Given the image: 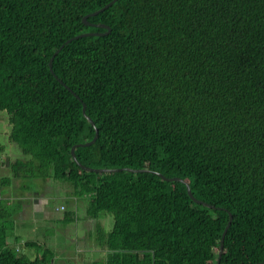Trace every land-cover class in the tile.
<instances>
[{
	"label": "trees",
	"instance_id": "obj_1",
	"mask_svg": "<svg viewBox=\"0 0 264 264\" xmlns=\"http://www.w3.org/2000/svg\"><path fill=\"white\" fill-rule=\"evenodd\" d=\"M110 1L0 0V113L26 157L6 167L111 216L92 264H216L228 214L218 264H264V0H115L82 24ZM82 104L97 138L78 147ZM72 146L84 167L141 172L83 171ZM5 210L0 264H50L39 243L33 259L6 245Z\"/></svg>",
	"mask_w": 264,
	"mask_h": 264
},
{
	"label": "rangeland",
	"instance_id": "obj_2",
	"mask_svg": "<svg viewBox=\"0 0 264 264\" xmlns=\"http://www.w3.org/2000/svg\"><path fill=\"white\" fill-rule=\"evenodd\" d=\"M8 133V123L7 117L4 113H0V163L3 160H26L18 148L10 143L7 139ZM0 177H4L9 180L6 186L0 188L1 195H6L9 197L7 202L3 203L2 206L6 208L5 211L16 210L14 208L22 209V199L28 194H40L46 198V203L50 207H58L62 205L65 207L64 211L74 210L69 205L71 201L70 198L64 197L65 193L63 191L62 183L49 180L40 179H28V178H13L9 168H0ZM81 200V199H80ZM81 202V201H80ZM18 204V206H17ZM12 210L11 214H14ZM60 213L62 214V212ZM25 213V214H24ZM23 215H19L16 219L11 218L14 226V230L17 233V249H15L16 254L25 255L27 258L32 259L34 255V249L28 250L24 249L23 242H28V240H33L34 242L41 243L44 246L42 248L49 247L50 251L53 253L51 264H73L72 257L76 253V249L86 246L89 251H84L80 255L85 264L90 262L91 259L98 258L96 253L90 251V243L93 242V232L84 227L82 220L85 215L84 205L77 204L73 212V217L77 222H62L57 217L45 220L42 218H34L29 212L24 211ZM32 213V212H31ZM8 221V220H7ZM5 222V221H4ZM100 222L105 231L110 230L112 225L111 216L107 213H100L97 220H95L94 225ZM8 228L9 225L5 223ZM71 226V229L66 231V228ZM32 242V241H31ZM14 249V248H13ZM48 249V248H47ZM85 250V249H84ZM37 251V250H36ZM41 249L38 251L40 253ZM51 261V260H50Z\"/></svg>",
	"mask_w": 264,
	"mask_h": 264
},
{
	"label": "crops",
	"instance_id": "obj_3",
	"mask_svg": "<svg viewBox=\"0 0 264 264\" xmlns=\"http://www.w3.org/2000/svg\"><path fill=\"white\" fill-rule=\"evenodd\" d=\"M8 162H9V160H8ZM4 167H6V166L4 164H2V168H4ZM62 186H63V191L65 193L64 197L71 199V201L69 202V205L71 207L74 206L75 204L77 205V203L75 202V198L72 195V189L70 187L66 186L65 184H62ZM21 199L23 201L22 202V204H23L22 209L21 208H14L16 210H13V208H12V210L14 211V214H11V212H12V210H11L10 211V218H8V221H6V223L9 225V227L7 229V235L5 237V242L9 248H12V249L14 248V250L17 249L16 247L19 244L17 242V237H19V235L17 236V233L14 230L15 224H13L14 222H12V220H10L11 218L16 219L17 216L23 215L24 211L25 212L27 211V212H29V214H33L32 216L34 218L40 217L42 219L49 220L51 218H55V217L58 218L59 217L58 219L63 222V212L61 214L60 213L61 209H59V207L62 205H59L58 207H56V206L50 207L46 203V198L43 195H40L37 193L33 194V195L32 194L25 195L24 197H21ZM7 200H9V197H7L6 195H1V193H0L1 204L7 202ZM17 206H18V204H17ZM63 210H65V207ZM68 222L75 223L76 222L75 217H73V216L69 217ZM94 222H95L94 220L83 219L81 224H84V227H86V229H89L93 232ZM98 223L100 224V222H98ZM76 224H77V222H76ZM71 228H72L71 226H68V228H66V231H68V229H71ZM28 241L34 242L33 240H28ZM36 242H37V240H36ZM39 242H41V241H39ZM24 243L25 242H23V244ZM39 244L42 247L44 246L41 243H39ZM90 247H91L90 251L92 253H96L98 258L91 259L90 262H88L87 264H92L93 262L100 260L104 256V253H105L104 250L95 246L93 244V242L90 243ZM47 248L50 249L49 247H47ZM24 249L31 250V248H27V247H24ZM38 251H39V249L37 251H34L33 258L35 256V254H38ZM84 251L85 252L89 251L86 246L80 247V249L79 248L76 249V253L72 257V263L73 264H85L84 261L82 260V258L80 257V255L83 254ZM52 262H53V260L51 259L50 264Z\"/></svg>",
	"mask_w": 264,
	"mask_h": 264
},
{
	"label": "water",
	"instance_id": "obj_4",
	"mask_svg": "<svg viewBox=\"0 0 264 264\" xmlns=\"http://www.w3.org/2000/svg\"><path fill=\"white\" fill-rule=\"evenodd\" d=\"M114 1H115V0H111L109 3H107V4L104 5L103 7L99 8L98 10H96V11L90 13V14H87V15L83 16V17L81 18V22H82V24H83V25H90V24L86 23V19H87L88 17L94 16V15H96V14L102 12L105 8H107L108 6H110ZM94 26L105 29V33H102V34H107V33L109 32V28H108L107 26H105V25H94ZM88 35H98V34L84 33V34H80V35L76 36V37L73 38V39L80 38V37H84V36H88ZM69 41H70V40H67V41L65 42V44L68 43ZM60 47H61V46H60ZM56 53H57V51H55V52L52 54V56L49 58V60H48V68H49V71H50V72H51V60H52L53 55H55ZM51 73H52V72H51ZM58 82H59V81H58ZM64 87H65V86H64ZM65 88H66V87H65ZM66 89H67V88H66ZM67 90H68L69 92H71L69 89H67ZM74 97L77 98L76 96H74ZM81 115H82L83 118H85V120L90 124V126L93 127L94 134H93L92 139H91L89 142L84 143V144H78V145H77L78 147L88 146V145L92 144V143L96 140V138H97V130H96L95 127L93 126V123L91 122V120L85 115L84 105H83V104L81 105ZM77 146H72V147H71V149H70V156H71L73 162H74V163H75L80 169H82L83 171L92 172V173H98V174H101V173H113V172H118V171H127V172H131V173L141 172V170H133V169H128V168H123V169H93V168H87V167H84V166H82L81 164H79V163L76 161L75 157H74V153H73V152H74V148L77 147ZM2 164H4L5 166H7V165H8V160H6V159L3 160ZM2 164L0 163V167L2 166ZM148 172H149V171H148ZM151 173H152V172H151ZM153 174H155V175L158 176L161 180H164V181H169V182L174 181V182H181V183H183V184L185 185V189H186V193H187V195H188V198H189L193 203H195V204H200V205H202V206H204V207H207V208H210V209L213 208L211 205H208V204H206V203H203V202H200V201L196 200V199L192 196V194H191V192H190V189H189V186H188L183 180L178 179V178H165V177H163L162 175H160V174L157 173V172H153ZM230 222H231V215L228 214L227 222H226V224H225V226H224V228H223V230H222V233H221V236H220V240H219V247H218L219 252H218V255H217V261H216V264H218V262H219V258H220V254H221V248H222L223 238H224V235H225V233H226V231H227V229H228V227H229V225H230ZM259 264H260V263H259Z\"/></svg>",
	"mask_w": 264,
	"mask_h": 264
},
{
	"label": "built area",
	"instance_id": "obj_5",
	"mask_svg": "<svg viewBox=\"0 0 264 264\" xmlns=\"http://www.w3.org/2000/svg\"><path fill=\"white\" fill-rule=\"evenodd\" d=\"M59 209H61V210H62V207L60 206V207H59Z\"/></svg>",
	"mask_w": 264,
	"mask_h": 264
},
{
	"label": "flooded vegetation",
	"instance_id": "obj_6",
	"mask_svg": "<svg viewBox=\"0 0 264 264\" xmlns=\"http://www.w3.org/2000/svg\"><path fill=\"white\" fill-rule=\"evenodd\" d=\"M1 164H2V162H1ZM1 169H3L2 166H1Z\"/></svg>",
	"mask_w": 264,
	"mask_h": 264
}]
</instances>
